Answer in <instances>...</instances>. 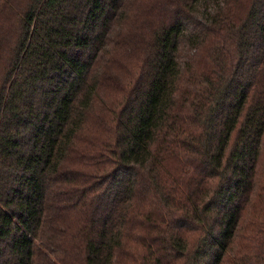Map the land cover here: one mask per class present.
Listing matches in <instances>:
<instances>
[{
	"label": "trees",
	"instance_id": "16d2710c",
	"mask_svg": "<svg viewBox=\"0 0 264 264\" xmlns=\"http://www.w3.org/2000/svg\"><path fill=\"white\" fill-rule=\"evenodd\" d=\"M158 8L0 0V264H264V0Z\"/></svg>",
	"mask_w": 264,
	"mask_h": 264
},
{
	"label": "rangeland",
	"instance_id": "374dc122",
	"mask_svg": "<svg viewBox=\"0 0 264 264\" xmlns=\"http://www.w3.org/2000/svg\"><path fill=\"white\" fill-rule=\"evenodd\" d=\"M159 1L162 2V0H134V8L139 11V16L142 14L147 18L146 20L149 19L150 13H155V16L158 18L165 11V9L158 8Z\"/></svg>",
	"mask_w": 264,
	"mask_h": 264
}]
</instances>
